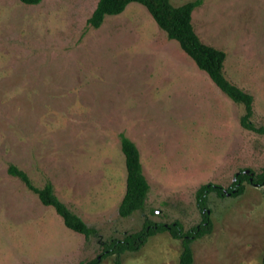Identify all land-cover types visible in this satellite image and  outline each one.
<instances>
[{"label": "rangeland", "instance_id": "374dc122", "mask_svg": "<svg viewBox=\"0 0 264 264\" xmlns=\"http://www.w3.org/2000/svg\"><path fill=\"white\" fill-rule=\"evenodd\" d=\"M97 2L0 0V264H179L182 241L168 231L137 251L100 254L146 220L187 231L202 220L201 185L228 189L242 170L264 173V134L241 125L245 106L144 5L88 26ZM191 17L202 42L225 51V77L253 96L251 122L264 126V0H202ZM122 134L149 184L143 209L128 217L119 214ZM10 165L36 187L50 182L96 234L68 228ZM243 185L240 195L209 194L212 230L191 243L193 264L262 263L264 185Z\"/></svg>", "mask_w": 264, "mask_h": 264}, {"label": "trees", "instance_id": "16d2710c", "mask_svg": "<svg viewBox=\"0 0 264 264\" xmlns=\"http://www.w3.org/2000/svg\"><path fill=\"white\" fill-rule=\"evenodd\" d=\"M20 1L24 4L34 5L42 0ZM131 2L144 5L158 26L166 32L168 38L178 41L181 48L224 93L235 102L245 106V114L241 117V125L244 128L264 134V126L256 127L251 122L253 96L231 83L224 75L225 51L205 44L195 32L191 14L195 8L202 4V0L189 1L179 6L173 5L170 0H98L95 9L87 19V25L93 28L100 27L107 15L121 14ZM121 150L125 157L127 175L126 192L119 206V214L122 217H128L135 211L143 209L149 192V184L143 173L139 150L136 144L124 134L121 135ZM8 172L19 177L25 186L37 195L43 205L54 208L68 228L84 234L86 237L96 234L97 230L94 227H89L57 197L50 182L39 188L33 185L23 170L14 165L9 166ZM245 180L250 181V177L242 170L236 174V181L228 189L211 182L201 185L196 191V204L202 214V220L189 230L185 231L179 221L167 224L146 220L140 231L127 234L123 239H113L110 243H104V250L100 255L105 257L111 254L120 255L125 251H137L150 236L168 231L173 238L182 241L179 264H193L191 243L195 239L209 234L212 230L207 206L209 194L216 192L220 196H224L226 193H231L233 196L240 195L245 190L243 185ZM251 183L258 186L264 185V173L257 179L253 178ZM97 262L98 259H94L88 264H97ZM117 264L119 263L117 262ZM261 264H264V255Z\"/></svg>", "mask_w": 264, "mask_h": 264}, {"label": "water", "instance_id": "95a60500", "mask_svg": "<svg viewBox=\"0 0 264 264\" xmlns=\"http://www.w3.org/2000/svg\"><path fill=\"white\" fill-rule=\"evenodd\" d=\"M244 173L245 174H250V180L252 181V179H253V173H251L249 170H244ZM234 180H236V178H234ZM228 195L230 194V193H227Z\"/></svg>", "mask_w": 264, "mask_h": 264}]
</instances>
